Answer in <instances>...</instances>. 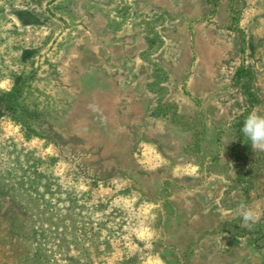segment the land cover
<instances>
[{
	"label": "rangeland",
	"instance_id": "1",
	"mask_svg": "<svg viewBox=\"0 0 264 264\" xmlns=\"http://www.w3.org/2000/svg\"><path fill=\"white\" fill-rule=\"evenodd\" d=\"M253 111L264 0H0V264H264Z\"/></svg>",
	"mask_w": 264,
	"mask_h": 264
},
{
	"label": "clouds",
	"instance_id": "2",
	"mask_svg": "<svg viewBox=\"0 0 264 264\" xmlns=\"http://www.w3.org/2000/svg\"><path fill=\"white\" fill-rule=\"evenodd\" d=\"M93 110L97 108L92 106ZM241 132L247 138V143H250L254 152H264V113L250 112L243 121ZM189 171H194L191 165L188 166ZM155 205L148 204L142 211L141 215L147 216L151 213L152 208ZM237 215L243 221V224L251 229L254 227L264 216V211L255 205H249L247 203H241L238 207ZM137 235L140 239L151 240L155 235L154 231L141 221V225L136 229ZM150 246V245H149ZM144 264H161L158 256L149 255L145 260Z\"/></svg>",
	"mask_w": 264,
	"mask_h": 264
},
{
	"label": "trees",
	"instance_id": "3",
	"mask_svg": "<svg viewBox=\"0 0 264 264\" xmlns=\"http://www.w3.org/2000/svg\"><path fill=\"white\" fill-rule=\"evenodd\" d=\"M248 71H249L248 69H245L243 67L238 68V70L236 71L237 78H242V77L248 76V73H249ZM244 88H245V92L248 95L249 100L252 103L256 102L257 101V96H256L255 92H253L251 84L249 82L244 83ZM243 121L244 120H240L236 124L237 129L240 132H241V128H242V125H243ZM242 139H243V133L241 132L239 134V136H238V144H237L238 146L240 145V142H241ZM238 229H241V228H238ZM236 233H241L242 234L243 232L241 230H237Z\"/></svg>",
	"mask_w": 264,
	"mask_h": 264
}]
</instances>
